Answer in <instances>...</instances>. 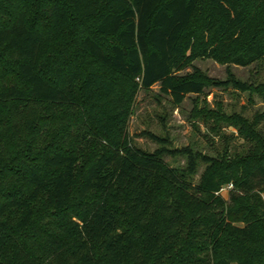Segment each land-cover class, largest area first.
I'll list each match as a JSON object with an SVG mask.
<instances>
[{"label":"trees","instance_id":"trees-1","mask_svg":"<svg viewBox=\"0 0 264 264\" xmlns=\"http://www.w3.org/2000/svg\"><path fill=\"white\" fill-rule=\"evenodd\" d=\"M201 59H264V0H0V264H264V114L216 115L248 154L130 136L155 85L177 107L211 87L264 98L230 69L180 74Z\"/></svg>","mask_w":264,"mask_h":264},{"label":"rangeland","instance_id":"rangeland-1","mask_svg":"<svg viewBox=\"0 0 264 264\" xmlns=\"http://www.w3.org/2000/svg\"><path fill=\"white\" fill-rule=\"evenodd\" d=\"M195 68L220 81L228 79L230 69L239 80L254 88L264 85V59L248 67H229L210 59H201L194 63V68H188L180 74L192 73ZM198 111H211L213 117H200ZM219 113L226 117L239 115L255 121L257 115L264 114V98L259 93L243 92L232 86L211 87L200 97L189 95L183 104L177 107L169 96L161 92L160 85H155L150 90L140 92L129 132L135 145L147 152H154L162 147L152 138L157 136L168 140V148L189 147L195 153L211 158H221L226 154H248L251 143L242 139L230 123L224 119L218 120L216 115ZM259 129L264 134V120ZM164 160L175 168L187 165V158L182 156L169 155ZM204 169L205 165H201L198 175L194 178L195 185H198ZM231 191L224 192L227 202H230Z\"/></svg>","mask_w":264,"mask_h":264},{"label":"built area","instance_id":"built-area-1","mask_svg":"<svg viewBox=\"0 0 264 264\" xmlns=\"http://www.w3.org/2000/svg\"><path fill=\"white\" fill-rule=\"evenodd\" d=\"M234 188L233 184L227 185L221 189L218 194H224V192L232 190Z\"/></svg>","mask_w":264,"mask_h":264}]
</instances>
